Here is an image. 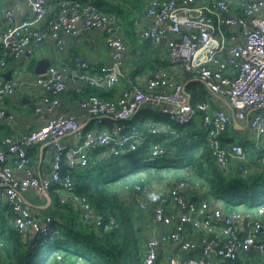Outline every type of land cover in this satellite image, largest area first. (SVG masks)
Segmentation results:
<instances>
[{
	"label": "built area",
	"instance_id": "1",
	"mask_svg": "<svg viewBox=\"0 0 264 264\" xmlns=\"http://www.w3.org/2000/svg\"><path fill=\"white\" fill-rule=\"evenodd\" d=\"M29 11L31 18H18L14 8L0 7V68L47 42L62 49L67 36L78 38L88 30L104 34L110 61L91 68L77 56L72 66L49 64L32 81L0 75V103L18 90L35 89L32 112L41 122L20 137H0V206L12 211V226L21 235L37 234L45 241L60 229L51 215L40 216L24 203L21 194L28 189L58 191L59 203L77 209L81 222L98 233L118 227L76 192L72 173L92 162L130 154L150 135L157 140L177 135L176 129L164 124L145 123L146 128H139L131 123L145 106L155 107L180 126L199 116L201 137L219 167L234 163L245 175L248 154L264 152V0H149L139 35L165 47L175 72L158 69L144 83H129L115 100L84 93L83 88L111 90L126 79V43L118 18L93 3L75 0H57L55 9L48 0H30ZM176 72L187 73V81L200 82L206 99L191 102L185 81L178 80ZM68 86L84 94L78 104L91 122L85 129L74 116L57 111ZM5 117L14 119V114L0 107V118ZM239 123L249 129L251 141L223 144L221 136ZM49 141L54 148L49 169L40 174L29 165L27 150ZM165 152L154 142L144 162ZM259 162L264 163V155ZM186 186L183 180L167 192L149 183L132 186L137 207L154 227L145 242L143 264H154L158 249L167 244L178 247L172 264H246L244 254L249 252L258 253L264 263V204L244 214L242 207L223 208L203 192L192 200ZM55 264L68 263L57 254ZM71 264L85 263L78 258Z\"/></svg>",
	"mask_w": 264,
	"mask_h": 264
},
{
	"label": "trees",
	"instance_id": "2",
	"mask_svg": "<svg viewBox=\"0 0 264 264\" xmlns=\"http://www.w3.org/2000/svg\"><path fill=\"white\" fill-rule=\"evenodd\" d=\"M185 78V90L190 95L191 102L205 100L207 91L203 85ZM84 90L87 94H97L105 99H112L114 96L113 91H100L91 86L84 87ZM150 107L145 106L141 112H136L131 121L143 128L145 123L162 125L167 120L169 126L178 131L177 137L160 141L150 135L146 143L130 154L92 162L90 166L77 168L72 173L76 192L86 196L94 210L112 217L118 227L96 232L81 222L77 209L60 204L58 195L50 188L48 193L54 205L59 210H66V219L59 224V234L52 239L53 246L44 250L43 237L40 235L32 234L28 237L12 227H7L8 222L12 224L13 213L9 207L0 206V264H55L57 254L62 255L68 264L78 258L85 264H143V249L148 237L145 228L147 213L137 207L131 188L134 184H151L162 169L169 174L171 181L183 180L187 185L185 192L188 195L209 193L212 201L223 208L242 207L245 211H255L256 207L264 204V163L259 162L264 155L263 151L255 150L248 154L249 173L245 175L234 163L219 167L205 139L201 137L199 116L180 126L160 113V119H150L149 116L153 115ZM229 129L236 131L234 126ZM228 130L221 136L223 144L234 142V137ZM150 137L152 141L159 142L166 152L151 161H161L162 165L158 167L160 170H148L145 176L140 177L133 173L148 156ZM237 142L241 145L248 143L245 139ZM121 178H125L124 185L117 186L116 183ZM123 195L128 198V204L120 198ZM6 211L10 213V219L4 218ZM165 246L169 249L175 248V252L178 248L172 244ZM159 249L154 264H161L162 255ZM244 259L246 264H264L258 260L256 252L244 254Z\"/></svg>",
	"mask_w": 264,
	"mask_h": 264
},
{
	"label": "crops",
	"instance_id": "3",
	"mask_svg": "<svg viewBox=\"0 0 264 264\" xmlns=\"http://www.w3.org/2000/svg\"><path fill=\"white\" fill-rule=\"evenodd\" d=\"M75 1H78L82 5L85 3H93L101 11L115 15L118 18V21L121 23L122 35L126 43V51L123 56V69L126 79L120 81V83H118L116 87L111 90H100L113 91L114 96L110 100L117 99L122 90L128 87L129 83H144L145 80L158 69H169L172 72L174 71V69L171 68L170 63L168 62L166 55L167 51L165 47L161 45H152L149 41L142 40L139 35L141 29L146 24L144 11L149 0ZM56 2L57 0H48L49 7L51 9H55ZM29 4L30 0H0V7L14 8L18 13V18H31ZM236 9L238 10V12H240L239 8ZM44 47L46 48L44 52H40L36 55L34 54L35 51ZM53 47L60 52L59 57L56 58L57 62L55 64L60 67L72 66L74 64V58L77 56L87 61L91 68H98L100 65L106 64L110 61L109 50L105 44L104 34L100 30H88L78 38L67 36L65 38L62 49H59L56 45H53L50 42H47L41 47L32 48L30 52L26 53L20 59L9 60L4 68H0V75L9 73L8 76H10V79L21 78L32 81L36 76V73L34 71L36 62L43 57H49L51 61V57L48 54V51L54 52ZM50 64H52V62ZM23 71L26 72L25 77H21L19 75ZM30 71L33 72V77L31 76ZM184 78L185 76L183 74L182 79ZM34 90L35 89L18 90L12 95L6 97L3 102L0 103V107L4 108L7 112L14 114V119H8L6 117L0 118V137L6 134H13L15 137H20L24 134H27L29 131L36 129L41 124L40 121H37L35 119L32 112L34 100L33 98L35 95ZM82 95L84 94H81V92L76 90L73 86H68L67 90H65L62 94V101L57 111L65 115L74 116L80 122L81 128L85 129L90 126L91 122L87 119L86 113L79 108L78 101ZM150 108H152L153 115L149 116V118L151 119V117H158L160 119L161 115H159L158 110L153 106H151ZM141 109L143 108H140L138 111L141 112ZM144 117L148 118L146 116ZM131 123L135 124L132 121ZM161 124H166L169 126V122L167 120L163 121V123ZM143 128H146L145 124ZM234 128V130L236 131L229 129L228 133L233 136L234 141L237 142L240 141L237 139V135L239 133L244 135L246 127L243 123H239L236 124ZM175 136H178V131L177 135ZM150 138L151 142L149 147L154 143V141H152V137ZM62 142H65V139H63ZM52 147L53 146L49 141L47 143L33 145L27 150V155L29 156V165L31 167H34V169H36L40 174H45L49 169ZM145 174L146 172H141L138 175L140 177H143L145 176ZM154 183L155 182H152L151 185L155 189V187L153 186ZM174 183L175 181L172 180L170 182L167 181L165 184L158 185L164 187L160 192H167L174 185ZM155 185L157 184L155 183ZM53 191L59 197V192L56 190ZM21 198L24 203L28 205L30 210H32V212L40 216L51 215L54 222L58 225L66 219V210H63L61 208L59 210V208L54 205L55 203L51 199V196L48 192L42 193L36 190L28 189L21 194ZM242 210L243 213L251 211H245L244 208H242ZM4 218L10 219V213L6 211L4 214ZM149 223L150 222L146 221L145 228L151 225V223L150 225ZM6 226L13 228L12 224L10 225L9 222L6 224ZM151 226L152 227H150L149 229H146L147 235H149L151 231L154 230L153 225ZM158 228L164 229L163 227ZM167 248L168 246H163L161 247V249H159L162 255L161 264H172V258L176 256L177 251H174L175 248Z\"/></svg>",
	"mask_w": 264,
	"mask_h": 264
},
{
	"label": "rangeland",
	"instance_id": "4",
	"mask_svg": "<svg viewBox=\"0 0 264 264\" xmlns=\"http://www.w3.org/2000/svg\"><path fill=\"white\" fill-rule=\"evenodd\" d=\"M104 38H105V36H104ZM45 47L44 48H41V49H38L37 51H35V55L36 54H38V53H40V52H44L45 51ZM53 49H54V52H52V51H48V54L50 55V57H51V62H52V64H56V58L57 57H59V55H60V52L58 51V50H56L54 47H53ZM173 72H175V71H173ZM30 73H31V76L33 77V72L32 71H30ZM25 74H26V72L25 71H23V72H21L19 75L21 76V77H25ZM176 76H177V79L178 80H182V78H183V73H181V72H176ZM250 131H249V129H245V131H244V135L243 134H241V133H239L238 135H237V139L238 140H247V142H250L251 140H249V139H247L248 138V135H250ZM162 164H161V161H159V160H156V161H154V162H149V163H145V162H143V164H142V166H140L133 174L134 175H138L139 173H141V172H146V171H157V170H160V169H158V167H160ZM160 176V177H159ZM167 181H171L170 180V176H169V174H166V171L164 170V169H162V170H160L159 171V175L155 178V180L153 181V182H155L157 185H155V183L153 184V186L155 187V189L156 190H159V191H161V189H163L164 187H162V186H158V185H160V184H165ZM124 182H125V178H121V179H119L118 181H117V183H116V185L117 186H123L124 185ZM115 188V187H114ZM126 195H123L122 197H120L121 199H123L124 200V202L126 203V204H128V198L126 197ZM205 197L207 198V199H209L210 201H212L213 199H212V195L211 194H209V193H207V194H205ZM150 228V226H148V227H146V229H149ZM54 239V238H53ZM43 244V246H44V250H47V249H49V248H51L52 246H53V241H52V238H48V239H46L45 241H44V239H43V242H42ZM43 255V254H42ZM42 255H41V257H42Z\"/></svg>",
	"mask_w": 264,
	"mask_h": 264
},
{
	"label": "water",
	"instance_id": "5",
	"mask_svg": "<svg viewBox=\"0 0 264 264\" xmlns=\"http://www.w3.org/2000/svg\"><path fill=\"white\" fill-rule=\"evenodd\" d=\"M51 63L50 61V58L49 57H43L41 59H39L37 62H36V65H35V68H34V71L36 74H41L43 72H45L47 66ZM9 73H4L3 76L6 78V79H10V76H8ZM236 124H234L235 126ZM54 148L52 147L51 149V152H53ZM50 156V155H48ZM192 200H196L197 199V196H192L191 197ZM139 229V228H138ZM185 256V255H184Z\"/></svg>",
	"mask_w": 264,
	"mask_h": 264
},
{
	"label": "clouds",
	"instance_id": "6",
	"mask_svg": "<svg viewBox=\"0 0 264 264\" xmlns=\"http://www.w3.org/2000/svg\"><path fill=\"white\" fill-rule=\"evenodd\" d=\"M156 198V196H153V199H155Z\"/></svg>",
	"mask_w": 264,
	"mask_h": 264
}]
</instances>
